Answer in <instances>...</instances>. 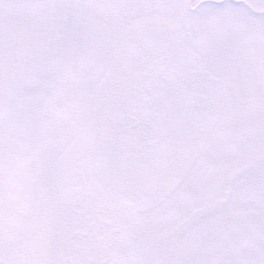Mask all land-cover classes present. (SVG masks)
I'll return each instance as SVG.
<instances>
[{
    "label": "snow or ice",
    "instance_id": "1",
    "mask_svg": "<svg viewBox=\"0 0 264 264\" xmlns=\"http://www.w3.org/2000/svg\"><path fill=\"white\" fill-rule=\"evenodd\" d=\"M140 8L168 10L158 68L178 99L189 81L215 78L220 93L250 63L264 68V0H0V264H52L46 241L76 218L90 168L120 163L117 53L89 14ZM63 10L71 22L42 14Z\"/></svg>",
    "mask_w": 264,
    "mask_h": 264
},
{
    "label": "flooded vegetation",
    "instance_id": "2",
    "mask_svg": "<svg viewBox=\"0 0 264 264\" xmlns=\"http://www.w3.org/2000/svg\"><path fill=\"white\" fill-rule=\"evenodd\" d=\"M204 85L218 99L227 92L217 93L216 79H207ZM188 97L186 104L191 110L204 112L212 104L211 96L203 92L191 91ZM159 104L144 97L135 111L137 117L126 114L118 122L123 131L114 134L125 138L120 163L90 168L89 181L76 196L80 208L76 218L46 241V248L53 249L52 264H85L89 260L97 264H188L182 256L188 259L193 253L194 249L185 247L192 240L179 247L177 242L187 233L186 228L180 229L185 223L189 228L195 213L202 214L207 208L214 211L215 204L227 202L238 192L236 175H225V169L224 175H219V167L226 166L230 153L224 148L216 151L211 145L194 150L188 140L175 143L171 137L178 132L172 124L174 110H162ZM139 123L147 126L146 131H135ZM85 145L87 163L90 147L87 152ZM219 184L222 190L217 201L205 207L201 199L207 197L210 185ZM228 222L223 228L241 230ZM79 246L88 248L89 255L79 254ZM247 249L245 243L242 250ZM222 253L224 260L219 264L241 258L227 246Z\"/></svg>",
    "mask_w": 264,
    "mask_h": 264
},
{
    "label": "rangeland",
    "instance_id": "3",
    "mask_svg": "<svg viewBox=\"0 0 264 264\" xmlns=\"http://www.w3.org/2000/svg\"><path fill=\"white\" fill-rule=\"evenodd\" d=\"M244 2L252 4L254 0ZM158 11L159 15L148 8L117 11L106 16L89 14L91 26L107 27L108 38L117 53L110 69L108 88L120 106L121 119L126 114L137 117L135 111L144 97L155 103L160 101V109L174 110L172 124L178 132L171 137L176 139L175 143L188 140L194 150L211 145L216 151L224 148L230 153L226 166L222 164L219 167V175H224V169L225 175H236L238 192L227 202L215 204L214 211L207 208L202 214L195 213L189 228L185 223L180 229L186 228L187 233L177 242L179 247L185 244L184 241L192 240L185 247L194 249L188 259L183 254V262L219 264L224 260L221 254L227 246L241 257L235 262L229 260L230 264H259L264 259V68L252 62L235 73L231 86L220 99L208 93L211 88H205V82L189 81L185 86L187 95L191 91L203 92L211 96L212 102L204 112L189 109L186 100L177 98L179 93L175 86L162 88L160 84L165 73L158 68L157 56L164 39L161 26L168 23L169 13L163 8ZM42 14L54 16L57 24L71 22L73 15L68 10ZM208 79L215 80L212 77ZM165 95L168 102L162 104L161 97ZM139 124L135 131H146L147 126ZM85 150V144L77 147L82 157H85ZM213 188L210 185L207 197L201 199L205 207L213 205L220 196L222 185H214ZM228 220L230 224L240 226L241 230L232 232L234 227L223 228ZM225 229L228 231L224 232ZM245 243L248 247L246 252L242 250ZM79 248V254L89 255L88 248ZM50 250L46 248L47 258L54 263ZM252 250L255 251L253 254L250 253ZM86 262L97 264L94 260ZM163 264L166 263L163 261Z\"/></svg>",
    "mask_w": 264,
    "mask_h": 264
}]
</instances>
